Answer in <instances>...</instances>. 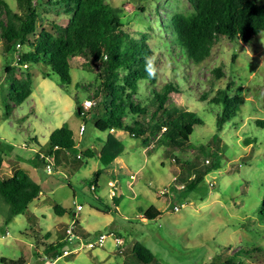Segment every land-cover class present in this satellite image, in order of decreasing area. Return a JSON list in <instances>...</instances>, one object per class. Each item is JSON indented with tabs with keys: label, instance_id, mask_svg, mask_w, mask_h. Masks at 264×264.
Returning <instances> with one entry per match:
<instances>
[{
	"label": "rangeland",
	"instance_id": "rangeland-1",
	"mask_svg": "<svg viewBox=\"0 0 264 264\" xmlns=\"http://www.w3.org/2000/svg\"><path fill=\"white\" fill-rule=\"evenodd\" d=\"M6 1L18 13L26 7L22 0ZM107 1L114 7L130 4L125 6V20L133 24V36L142 47L153 50L150 60L158 80L154 85L140 83L134 102L143 103L147 114L139 119L151 120L156 107L153 91L173 82L180 93L170 95V107L196 113L204 125L196 126L190 137L193 148L185 152L175 148L171 153L167 151L173 147L160 142L163 131L146 141L119 130L100 132L77 113L79 104L93 102L99 86L97 72L87 71L82 58L71 60L72 83L61 86L57 75L45 78L43 64L19 65L20 52L6 53L0 41V178L11 177L18 164L43 189L28 210L8 225L4 218L9 206L0 200V257L22 259L24 264H141L132 256L139 243L154 253L151 264H222L236 253L241 264H264V32L248 44L221 39L211 56L197 65L171 43V19L175 12H192L188 0ZM41 16L39 29L48 31L62 17L55 11ZM7 66L19 74L29 73L32 79L31 96L8 117ZM228 85V95L238 97L241 104L219 132L216 123L222 106L210 100ZM93 103L87 111L94 110ZM83 124L86 129L80 135ZM63 126L74 134L73 158L67 162L68 169L58 164L48 174L41 160L43 148L47 149L52 131ZM215 135L217 148H209ZM203 145L206 149L199 151ZM86 150L94 157H85ZM107 150L117 154L108 165L102 158ZM194 176V186L181 189ZM115 198L120 200L118 207ZM55 205L66 213L55 214ZM107 205L111 209L105 212L102 208ZM151 206L161 211L160 217L142 219ZM70 227L83 241L105 234V246L86 248L74 238L65 247L72 252L67 257L54 260L46 255L45 246L68 240ZM80 232L89 236L84 238ZM117 237L121 246L115 242Z\"/></svg>",
	"mask_w": 264,
	"mask_h": 264
},
{
	"label": "trees",
	"instance_id": "trees-1",
	"mask_svg": "<svg viewBox=\"0 0 264 264\" xmlns=\"http://www.w3.org/2000/svg\"><path fill=\"white\" fill-rule=\"evenodd\" d=\"M22 1L26 7H22L23 12L18 13L6 0H0V41L3 42L6 53L20 52L18 64L21 66L43 64L45 78L55 74L59 77L61 86L72 83L71 60L82 58L86 70L97 72L99 81L92 98L97 108L89 112L78 105L77 113L83 117L85 124L91 121L100 132L114 129L127 132L133 138H144L145 141L156 132L163 131L160 142L173 147L167 153L173 152L175 148L181 152L193 148L189 142L190 137L195 127L203 126L204 121L187 109L170 107V95L180 93V86L177 84L170 82L160 92L154 90L152 102L156 107L151 120L147 123L139 119L147 114L143 103L134 102L140 83L146 81L154 85L158 80V71L150 60L153 58V50L149 46H141L133 36V24L125 20V6L130 4L114 7L107 0ZM188 1L193 8L192 12H175L171 19V43L180 49L181 54L184 51L194 64L205 62L221 39L248 44L264 32V4L259 0ZM48 11H55L62 17L53 23L52 30H40L41 12ZM18 45L25 50L17 51ZM215 71L218 76L222 75L219 68ZM6 72L9 73L11 82L10 97L6 100L8 117L31 96L32 79L29 73L19 74L9 66L6 67ZM228 91L229 85L225 89H218L210 100L212 104L222 106L216 123L219 132L231 117L236 116L241 104V100L230 97ZM110 137L109 135L108 138ZM216 138L215 135L212 143L207 144L209 148H217ZM75 146L73 131L66 126L57 128L49 137L47 149L43 148L41 160L47 165V159H51L55 167L61 164L67 168V162L73 158L70 152ZM198 148L199 151L206 149L205 145ZM117 150L122 152L120 147ZM83 154L88 158L95 155L91 150H86ZM78 155L75 156L76 160ZM116 155L111 151L102 153L103 162L108 165ZM63 159L66 160L65 163L62 162ZM174 159L179 160L178 157ZM2 162L0 158V170ZM184 164L190 168L192 166L189 161H184ZM212 164L209 160L208 166ZM15 166L11 177L0 178V200L9 206L4 218L5 225L24 214L29 205L43 194L41 185L25 169L18 164ZM100 173L98 171L96 176ZM196 179L197 176H194L184 188H192ZM95 188L96 186L94 189L91 186V190ZM114 203L118 207L120 200L115 198ZM102 209L107 212L111 206L107 205ZM54 212L62 216L66 209L55 205ZM160 215L161 211L151 206L143 212L141 218L153 220ZM79 234L84 238L89 236L83 232ZM67 242L69 241L61 240L48 244L44 253L54 260L67 257L64 255ZM237 254L222 264H241L236 258ZM132 256L136 263L141 264H151L155 260L154 253L139 243L134 245ZM0 264H24V260L12 261L0 257Z\"/></svg>",
	"mask_w": 264,
	"mask_h": 264
},
{
	"label": "built area",
	"instance_id": "built-area-1",
	"mask_svg": "<svg viewBox=\"0 0 264 264\" xmlns=\"http://www.w3.org/2000/svg\"><path fill=\"white\" fill-rule=\"evenodd\" d=\"M17 48H20V46L18 45V47ZM26 67H27V65H25ZM92 104H94L93 102H91L90 100H87V101H85L84 102V105H83V107H84V110L85 111H87V110H89L91 107H92ZM85 129H86V127H85V124H83L81 127H80V135H83V133L85 132ZM111 131H114V129H112ZM207 162H209V161H207ZM46 168H47V172H48V174H50V172H52L53 171V168H54V163H53V161L51 160V159H47V165H46ZM181 189H184V185H182L181 186ZM184 207V204H182L181 206H176L175 208H174V210L175 211H179L181 208H183ZM77 209L78 210H80L81 209V207H77ZM67 236H68V241L69 242H73V240H74V238L76 239V240H78L79 241V244H83V245H85V247L86 248H95V247H103V246H105V242H106V240H107V236L105 235V234H101V235H99L97 238H96V240H94V241H83L82 239L83 238H81V237H79V236H75L74 235V233H73V229L70 227L68 230H67ZM115 242H116V244L118 245V246H121V244H122V242H121V239L119 238V237H117L116 239H115ZM72 252L71 251H65L64 252V255L66 256V255H69V254H71Z\"/></svg>",
	"mask_w": 264,
	"mask_h": 264
},
{
	"label": "clouds",
	"instance_id": "clouds-1",
	"mask_svg": "<svg viewBox=\"0 0 264 264\" xmlns=\"http://www.w3.org/2000/svg\"><path fill=\"white\" fill-rule=\"evenodd\" d=\"M152 74H154V72L153 73H150V75H152Z\"/></svg>",
	"mask_w": 264,
	"mask_h": 264
}]
</instances>
